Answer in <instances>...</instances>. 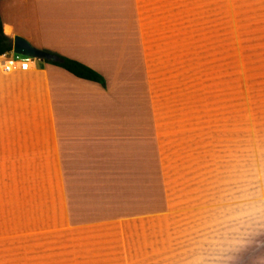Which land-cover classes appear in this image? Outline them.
Wrapping results in <instances>:
<instances>
[{"label":"crops","instance_id":"0c3cea01","mask_svg":"<svg viewBox=\"0 0 264 264\" xmlns=\"http://www.w3.org/2000/svg\"><path fill=\"white\" fill-rule=\"evenodd\" d=\"M188 2L0 0L10 41L102 79L44 58L2 71L11 48L0 57V264H47L50 246L62 264L65 238L70 264H126L127 223L199 205L204 154L179 149L189 128L173 101L190 44L174 36L173 15Z\"/></svg>","mask_w":264,"mask_h":264},{"label":"rangeland","instance_id":"374dc122","mask_svg":"<svg viewBox=\"0 0 264 264\" xmlns=\"http://www.w3.org/2000/svg\"><path fill=\"white\" fill-rule=\"evenodd\" d=\"M188 3L173 15L190 41L173 101L189 128L179 149L204 154V198L127 223L126 264H264V0ZM65 242L55 247L70 264Z\"/></svg>","mask_w":264,"mask_h":264},{"label":"trees","instance_id":"16d2710c","mask_svg":"<svg viewBox=\"0 0 264 264\" xmlns=\"http://www.w3.org/2000/svg\"><path fill=\"white\" fill-rule=\"evenodd\" d=\"M11 48L10 39L2 32L1 23H0V54L9 51ZM57 60L52 61V63L62 67L66 71L70 72L76 77L88 79L96 82H102L101 77L92 69L87 66L65 57L58 55H53Z\"/></svg>","mask_w":264,"mask_h":264},{"label":"water","instance_id":"95a60500","mask_svg":"<svg viewBox=\"0 0 264 264\" xmlns=\"http://www.w3.org/2000/svg\"><path fill=\"white\" fill-rule=\"evenodd\" d=\"M11 51L13 53L29 58H44L56 60V57L37 48L32 47L26 40L19 36H13L11 40Z\"/></svg>","mask_w":264,"mask_h":264},{"label":"built area","instance_id":"2783aa9c","mask_svg":"<svg viewBox=\"0 0 264 264\" xmlns=\"http://www.w3.org/2000/svg\"><path fill=\"white\" fill-rule=\"evenodd\" d=\"M3 56L0 54V57ZM33 58H29L26 56H22L16 53H13L11 51V55L8 58H5V62L2 66V71H11L13 69H26L28 67V63L32 60Z\"/></svg>","mask_w":264,"mask_h":264}]
</instances>
